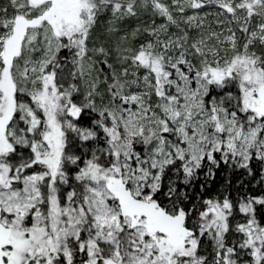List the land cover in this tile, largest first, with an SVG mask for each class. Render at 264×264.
Returning <instances> with one entry per match:
<instances>
[{
  "label": "snow or ice",
  "instance_id": "snow-or-ice-1",
  "mask_svg": "<svg viewBox=\"0 0 264 264\" xmlns=\"http://www.w3.org/2000/svg\"><path fill=\"white\" fill-rule=\"evenodd\" d=\"M0 264H264V0H0Z\"/></svg>",
  "mask_w": 264,
  "mask_h": 264
}]
</instances>
